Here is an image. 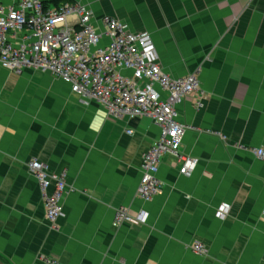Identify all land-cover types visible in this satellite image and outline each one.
Masks as SVG:
<instances>
[{
  "label": "crops",
  "instance_id": "obj_1",
  "mask_svg": "<svg viewBox=\"0 0 264 264\" xmlns=\"http://www.w3.org/2000/svg\"><path fill=\"white\" fill-rule=\"evenodd\" d=\"M152 34L161 67L174 78L197 73L205 93L186 102L191 129L180 155L167 156L163 191L137 197L143 155L159 137L149 118L115 122L84 105L51 74L17 76L0 65V262L45 264H264V0H73ZM132 131L133 135H128ZM68 174L65 216L45 219L27 163ZM229 216L221 220V206ZM128 207L144 224L115 226ZM195 242L206 254L192 250Z\"/></svg>",
  "mask_w": 264,
  "mask_h": 264
},
{
  "label": "built area",
  "instance_id": "obj_2",
  "mask_svg": "<svg viewBox=\"0 0 264 264\" xmlns=\"http://www.w3.org/2000/svg\"><path fill=\"white\" fill-rule=\"evenodd\" d=\"M55 1L0 0V65L17 76L27 70L51 74L84 105H99L115 122L151 119L160 134L143 155L137 191L140 201L151 203L163 191L159 168L165 157L181 162L182 175L190 176L197 166V161L180 155L191 128L179 121L178 107L190 102L197 110L202 108L205 93L199 77L193 73L174 78L167 73L149 32L134 31L114 17L97 18L83 2ZM252 153L264 163V148ZM27 168L41 190L45 219L54 225L65 216L68 174L53 172L38 159H31ZM229 212V206H221L219 219H226ZM147 219L146 211L134 214L120 207L114 222L119 228L144 224ZM192 250L206 254L200 242ZM44 262L62 264L54 258Z\"/></svg>",
  "mask_w": 264,
  "mask_h": 264
},
{
  "label": "trees",
  "instance_id": "obj_3",
  "mask_svg": "<svg viewBox=\"0 0 264 264\" xmlns=\"http://www.w3.org/2000/svg\"><path fill=\"white\" fill-rule=\"evenodd\" d=\"M73 0H56L55 3H59V2H72Z\"/></svg>",
  "mask_w": 264,
  "mask_h": 264
},
{
  "label": "water",
  "instance_id": "obj_4",
  "mask_svg": "<svg viewBox=\"0 0 264 264\" xmlns=\"http://www.w3.org/2000/svg\"><path fill=\"white\" fill-rule=\"evenodd\" d=\"M0 264H4V263L0 262Z\"/></svg>",
  "mask_w": 264,
  "mask_h": 264
}]
</instances>
